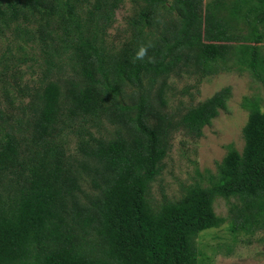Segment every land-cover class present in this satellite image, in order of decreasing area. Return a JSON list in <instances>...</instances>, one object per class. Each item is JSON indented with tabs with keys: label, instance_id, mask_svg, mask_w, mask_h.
Segmentation results:
<instances>
[{
	"label": "trees",
	"instance_id": "1",
	"mask_svg": "<svg viewBox=\"0 0 264 264\" xmlns=\"http://www.w3.org/2000/svg\"><path fill=\"white\" fill-rule=\"evenodd\" d=\"M122 1L0 0V35L34 44L43 65L32 84L10 73L2 91L0 264H200L195 237L225 221L217 196L235 199L231 231L264 223V109L247 97L241 153L229 146L208 183L177 200L156 207L147 198L173 131L199 136L231 90L175 120L164 110L170 73L245 66L264 86V0H142L116 46L105 37ZM27 55L19 60L37 62ZM104 123L114 127L108 137L95 134ZM68 132L78 134V157L67 152ZM84 178L94 193L82 190Z\"/></svg>",
	"mask_w": 264,
	"mask_h": 264
},
{
	"label": "rangeland",
	"instance_id": "2",
	"mask_svg": "<svg viewBox=\"0 0 264 264\" xmlns=\"http://www.w3.org/2000/svg\"><path fill=\"white\" fill-rule=\"evenodd\" d=\"M207 0H203L205 2ZM228 2V0H226ZM171 0H167L170 3ZM143 5L142 0H123L115 11L114 20L106 35L107 43L120 46L129 39L133 29L131 20ZM242 27V24H240ZM248 31V26L242 27V33ZM263 39L258 43L264 54V25H259ZM20 41L11 30L0 35V101L3 87L9 81V74L19 77V85L32 84L41 75L42 57L37 47L31 45L21 49ZM23 51L32 55V59H23ZM27 55V56H28ZM31 57V56H28ZM8 66L4 72L5 66ZM178 62L177 66H181ZM177 69V67L175 68ZM193 66L182 67L178 74L171 72L166 83L164 110L173 119H177L189 107L210 97L214 92L225 86L231 88L226 100V109H219L217 116L204 125L199 136L188 135L182 128L173 131L169 149L161 163L159 174L151 182L147 198L154 206H159L165 200H177L184 196L189 185L195 183L207 184L210 174L216 172L217 163L223 158L229 146L241 153L244 146L242 128L247 120L248 110L243 106V98L258 100L264 109V86L252 71L245 67L226 68L217 73L201 76ZM8 71V72H7ZM194 71V72H193ZM8 73V74H7ZM11 77V76H10ZM20 79V80H19ZM130 88H128L129 90ZM24 103L28 97H23ZM14 105L18 100H13ZM6 103V107H7ZM114 130L113 125L104 123L95 131L96 135L108 137ZM77 133L68 132L65 136L67 152L78 157L76 144ZM81 188L87 193H94L89 178H84ZM83 195V193H79ZM234 198L217 196L213 201L216 215L225 219L216 227L200 231L195 237V247L200 264H264V223L255 229L231 231V213L229 207Z\"/></svg>",
	"mask_w": 264,
	"mask_h": 264
},
{
	"label": "clouds",
	"instance_id": "3",
	"mask_svg": "<svg viewBox=\"0 0 264 264\" xmlns=\"http://www.w3.org/2000/svg\"><path fill=\"white\" fill-rule=\"evenodd\" d=\"M146 55H147V48L145 46H141L138 52L136 53V59L143 60Z\"/></svg>",
	"mask_w": 264,
	"mask_h": 264
}]
</instances>
